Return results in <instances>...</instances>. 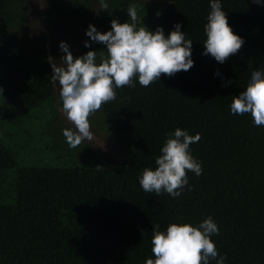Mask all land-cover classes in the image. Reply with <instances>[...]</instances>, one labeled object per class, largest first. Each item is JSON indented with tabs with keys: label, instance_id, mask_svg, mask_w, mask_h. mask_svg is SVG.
I'll return each mask as SVG.
<instances>
[{
	"label": "trees",
	"instance_id": "1",
	"mask_svg": "<svg viewBox=\"0 0 264 264\" xmlns=\"http://www.w3.org/2000/svg\"><path fill=\"white\" fill-rule=\"evenodd\" d=\"M105 2L107 10L100 0H0V264H144L154 258V225L198 226L207 216L219 227L211 239L225 264H264V126L230 112L252 71L264 70V0H221L245 41L223 64L202 55L210 0ZM133 4L138 27L167 36L181 25L194 66L116 89L89 117L93 140L70 148L63 129L74 125L50 63L62 64L61 41L74 57L97 51L99 63L106 46L85 35L88 25L110 31L112 19L129 22ZM176 128L201 135L190 148L202 174L188 172L191 190L179 197L146 193L143 169L155 170ZM100 136L118 143L120 161L95 144Z\"/></svg>",
	"mask_w": 264,
	"mask_h": 264
},
{
	"label": "clouds",
	"instance_id": "2",
	"mask_svg": "<svg viewBox=\"0 0 264 264\" xmlns=\"http://www.w3.org/2000/svg\"><path fill=\"white\" fill-rule=\"evenodd\" d=\"M252 2L261 4V0ZM108 7L105 0H100L102 10ZM210 9L204 26L206 39L202 55H210L223 64L239 52L245 41L230 27L221 0H210ZM127 14L129 22L120 23L118 19H112L111 30L104 33L97 31L94 25H88L85 35L93 43L106 46V52L100 51L99 63L97 51L90 50L74 57L63 41L59 43V49L64 53L62 64L50 63L51 80L58 81L60 86L63 112L74 125V128L63 129V136L70 148L78 147L85 140H93L89 117L102 105L116 99V89L135 87L134 81L148 87L159 81L162 74L171 77L194 66L191 59L192 41L186 39L179 23L174 24V30L165 36L162 27L150 31L142 20V26L138 27L135 4L127 8ZM84 46L89 48V42L85 41ZM218 74L219 70L214 75ZM228 84H231L230 80L225 82V86ZM2 93L3 88L0 87ZM230 112L240 116L250 114L255 126H264V70L252 71L245 89L232 97ZM200 140L199 133L189 135L187 130L180 128L166 133L161 154L155 159V170L146 167L139 178L143 191L157 196L166 192L176 198L186 186L191 190L188 172L200 176L202 165L191 154L190 145ZM218 234L219 227L211 216H207L198 226L171 223L166 231H161L158 224L154 225L151 238L154 258L146 259L144 264H210L211 260H215V264H225L226 257L218 253L211 239Z\"/></svg>",
	"mask_w": 264,
	"mask_h": 264
},
{
	"label": "rangeland",
	"instance_id": "3",
	"mask_svg": "<svg viewBox=\"0 0 264 264\" xmlns=\"http://www.w3.org/2000/svg\"><path fill=\"white\" fill-rule=\"evenodd\" d=\"M95 140V144L102 149L110 161H120L122 152L119 149L118 143L111 144V142L106 140L103 136L97 137ZM35 160V164L39 167L40 165L37 163L38 158H35Z\"/></svg>",
	"mask_w": 264,
	"mask_h": 264
}]
</instances>
